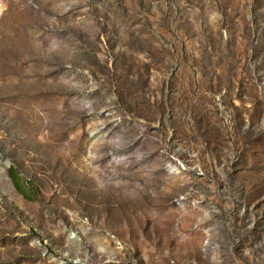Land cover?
<instances>
[{
	"label": "rangeland",
	"instance_id": "obj_1",
	"mask_svg": "<svg viewBox=\"0 0 264 264\" xmlns=\"http://www.w3.org/2000/svg\"><path fill=\"white\" fill-rule=\"evenodd\" d=\"M0 264H264V0H0Z\"/></svg>",
	"mask_w": 264,
	"mask_h": 264
},
{
	"label": "trees",
	"instance_id": "obj_2",
	"mask_svg": "<svg viewBox=\"0 0 264 264\" xmlns=\"http://www.w3.org/2000/svg\"><path fill=\"white\" fill-rule=\"evenodd\" d=\"M10 176L14 182V184L19 188V184H18V180H17V175L15 174V172L13 171V168H10Z\"/></svg>",
	"mask_w": 264,
	"mask_h": 264
}]
</instances>
